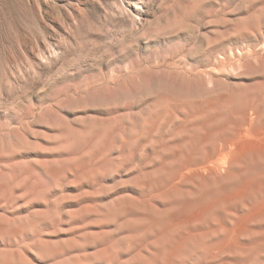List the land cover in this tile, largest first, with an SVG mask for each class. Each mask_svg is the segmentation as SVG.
<instances>
[{
  "label": "rangeland",
  "instance_id": "obj_1",
  "mask_svg": "<svg viewBox=\"0 0 264 264\" xmlns=\"http://www.w3.org/2000/svg\"><path fill=\"white\" fill-rule=\"evenodd\" d=\"M263 129L264 0H0V264H264Z\"/></svg>",
  "mask_w": 264,
  "mask_h": 264
},
{
  "label": "bare ground",
  "instance_id": "obj_2",
  "mask_svg": "<svg viewBox=\"0 0 264 264\" xmlns=\"http://www.w3.org/2000/svg\"><path fill=\"white\" fill-rule=\"evenodd\" d=\"M263 130H264V129H263ZM242 133H243V132H242ZM254 133H255V132H254ZM254 133H253V134H254ZM263 133H264V132H263ZM263 133H262V134H263ZM243 134H244V133H243ZM256 135H259V134L257 133ZM238 136H240V134H239ZM245 136H246V135H245ZM245 136H244V137H245ZM244 137H243V139H245ZM246 138H247V136H246ZM241 139H242V138H241ZM253 141H254V140H253ZM253 141H252V142H253ZM228 142H229V141H228ZM235 142H237V140H236ZM253 144H254V143H253ZM245 145H246V144H245ZM247 145H248V143H247ZM247 145H246V146H247ZM229 146H231V145L229 144ZM247 147H248V146H247ZM260 147H263V145L260 146ZM238 148H240V147H238ZM235 149H236V148H235V146H234V150H235ZM260 149H261V148H260ZM236 150H237V149H236ZM217 151H218V150H217ZM220 151H221V153H222V152H225V150L222 151L221 148H220ZM256 151H257V150H256ZM240 152H241V151H240ZM240 152H239V153H240ZM260 152H261V151H260ZM217 153H218V152H217ZM217 153H216V154H217ZM245 153H246V152H245ZM226 154H227V153H226ZM219 155H220V152H219ZM230 155H231V154H230ZM207 157H208V156H207ZM225 157H227V156H225ZM205 159H206V158H205ZM210 159H212V158H210ZM210 159H207V160H210ZM239 159H240V158H239ZM207 160H206V164H207V162H208ZM228 161H229V160H228ZM209 162H211V161H209ZM202 165H203V164H202ZM207 165H208V164H207ZM212 166H214V165H212ZM212 166H211V165L209 166L210 171H211V168H213ZM216 166H217V165H215V167H216ZM218 166H219V165H218ZM202 167H203V166H202ZM210 167H211V168H210ZM215 167H214V168H215ZM200 168H201V167H200ZM204 168H206V167H204ZM206 169H207V168H206ZM216 170H217V169H216ZM196 171H197V170H196ZM199 171H202V170H199ZM208 171H209V170H208ZM213 172H214V171H213ZM194 173H195V172H194ZM203 173H205V172H203ZM262 176H263V175H262ZM189 177H190V176H189ZM259 177H260V176H259ZM256 178H257V177H256ZM254 179H255V178H254ZM261 179H262V178H261ZM261 179L259 180V181H261L260 183H262V180H261ZM248 182H249V179H248ZM250 182H252V181H250ZM257 183H258V182H257ZM260 183H259V184H260ZM263 183H264V182H263ZM244 185H246V184H244ZM248 185H249V184H248ZM242 186H243V184H242ZM254 186H255V185H254ZM247 187H248V186H247ZM239 188H240V187H239ZM245 189H246V188H245ZM236 190H237V189H236ZM229 193H231V192H229ZM239 193H240V192H239ZM242 193H243V192H242ZM234 194H236V193H234ZM229 195H230V194H229ZM232 195H233V193H232ZM239 195L244 196V195L241 194V193H240ZM235 196H237V195H235ZM237 197H238V196H237ZM239 198H240V197H239ZM211 200H212V199H211ZM218 201H219V200H218ZM218 201H217V202H218ZM217 202H216V203H217ZM262 203H263V202H262ZM212 204H214V203H212ZM212 204H211V206H212ZM258 205H260V204H258ZM262 205H263V204H262ZM208 206H209V205H208ZM211 206H210V207H211ZM254 209H255V208H254ZM258 210H259V209H258ZM250 211H252V210L250 209ZM261 211H262V208H261ZM246 214H247V213H246ZM248 214H249V213H248ZM248 214H247V215H248ZM255 214H256V212H255ZM257 214H258V213H257ZM257 214H256V215H257ZM259 214H260V213H259ZM247 215H246V216H247ZM250 216H251V215H250ZM257 216H258V215H257ZM260 216H261V215H260ZM252 217H253V216H252ZM242 219H244V218H242ZM254 219H255V218H254ZM257 219H258V218H257ZM244 220H245V219H244ZM249 220H250V219H249ZM252 221H253V220H252ZM242 222H243V221H242ZM247 222H248V221H247ZM247 222H246V223H247ZM250 222H251V221H250ZM243 225H244V224H243ZM246 226H247V224H246ZM235 228H236V227H235ZM242 228H243V227H242ZM244 228H245V226H244ZM233 229H234V228H233ZM244 231H245V230H244ZM231 233H233V232H231ZM233 234H234V233H233ZM232 237H233V236H232ZM229 238H230V237H229ZM234 238H235V237H234Z\"/></svg>",
  "mask_w": 264,
  "mask_h": 264
}]
</instances>
